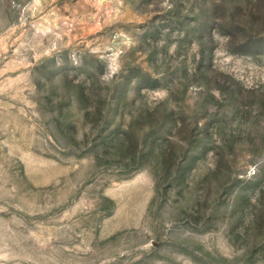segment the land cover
<instances>
[{"label": "rangeland", "instance_id": "rangeland-1", "mask_svg": "<svg viewBox=\"0 0 264 264\" xmlns=\"http://www.w3.org/2000/svg\"><path fill=\"white\" fill-rule=\"evenodd\" d=\"M0 264H264V0H0Z\"/></svg>", "mask_w": 264, "mask_h": 264}]
</instances>
